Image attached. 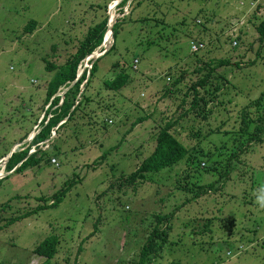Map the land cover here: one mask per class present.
<instances>
[{
	"label": "rangeland",
	"instance_id": "rangeland-1",
	"mask_svg": "<svg viewBox=\"0 0 264 264\" xmlns=\"http://www.w3.org/2000/svg\"><path fill=\"white\" fill-rule=\"evenodd\" d=\"M141 1L119 15L113 0H0V207L7 205L0 225L50 204L78 176L60 204L0 230V264H44L32 251L50 235L57 249L48 264H136L154 216L171 212L161 225L169 227L166 241L149 264H264V207L257 199L264 197V135L259 144L238 148L241 112H256L250 104L262 93L264 111V45L255 31L264 0ZM125 15L114 49L96 62L85 90L89 101L55 140L39 144L48 150L37 166L7 173L2 161L40 129L43 87L55 69L89 27ZM30 21L36 24L27 32ZM112 42L105 36L103 48ZM193 44L203 47L194 53ZM89 59L78 73L90 69ZM209 61L229 65L210 80L221 87L216 98L212 87L197 89L210 110L202 119L189 111L193 93H185ZM49 66L52 72L45 71ZM122 72L127 86L108 91L104 82ZM168 120L190 153L210 155L197 157L205 164L200 168L217 172L193 171L181 161L147 182L128 184L124 179L152 152ZM225 168L229 175L217 183ZM213 182L216 191L193 197L191 183Z\"/></svg>",
	"mask_w": 264,
	"mask_h": 264
},
{
	"label": "trees",
	"instance_id": "trees-1",
	"mask_svg": "<svg viewBox=\"0 0 264 264\" xmlns=\"http://www.w3.org/2000/svg\"><path fill=\"white\" fill-rule=\"evenodd\" d=\"M141 4V0H121L116 8L118 10V14L122 15L123 9L125 7L127 8L128 13L133 11L135 7L140 6ZM126 17L127 16L125 15L117 19L112 25L111 28L113 42L106 54L114 49L115 40L119 32L122 30L121 26L125 24ZM35 24L36 23L34 21H30L25 25L23 30L30 32L32 31V29H34ZM106 27V17L98 24L89 27L75 53L69 56V58L62 66L55 69V73L52 75L45 89L43 107L45 105L47 106L44 112V118L40 122V129L29 144L22 146L20 150L19 148H17L9 156L4 167V170L7 173L13 170V173H21L27 169L37 166L42 161L44 154L48 150L47 148L46 150L41 151L39 144L42 142H46L48 138L55 137L53 139L55 140L60 131H63L67 124L75 118L77 111H79L78 109L89 101V98L85 96V90L90 83L91 77L96 71V62L99 58L90 66V69L88 71L84 70L77 80L76 77L82 62L93 52H95V50L103 42V39L107 34ZM255 31L257 34V42H259L260 46H263L264 19L261 20L260 23H258ZM87 62L88 65H90V60H88ZM224 65L229 64L225 61H209L207 63H204L201 69L197 70L205 71V74L194 83H192L185 93V95H188L190 92L193 93L189 111H193V114L195 116L205 119L210 112V110H208V107L206 106L207 101L202 96H198L197 89L201 87L204 88L206 86L212 87L211 97L216 98L221 90V87L219 86V84L213 85L210 80H218L216 75H214L215 71ZM53 70V66L45 68L46 72H52ZM180 78L172 83L173 87L178 83ZM73 82L74 84L72 85V87L69 88L62 96H57L59 92H63ZM128 82V75L122 72L117 74L109 81L104 82V87L108 91L116 92L126 87ZM81 90L82 92L80 93ZM262 96L263 93L252 104H250L256 112H241V127L240 134L238 135V138H240V142L238 148H243L245 144L252 145L259 144L261 142V137L264 135V111L259 112V107L262 103ZM246 109L247 108H244V111H246ZM47 117L49 118L47 119ZM142 120L140 119L138 121L140 122ZM173 123L175 122L168 120L163 126H160L154 139V147L152 152L139 163L136 170H134L131 174H129V176L124 179L128 184L147 182L149 180L150 174H156L165 169L171 170L181 161H185L188 165H190V168L193 171H196V169H203L200 168V166H205V164L204 162H202V160H197V157L200 156L203 158H208L210 155L208 153H203L198 154V156L196 157V152L190 153V151L185 148L180 142H178V140L171 133ZM23 140H25V138ZM51 141L52 139L50 140V142ZM31 148L34 149V152L28 155ZM221 148H223L222 145ZM235 155L236 154L234 152L227 153L228 159L233 158V156ZM101 159L103 158L101 157L100 160ZM213 163H215V161H213ZM227 168L218 173V180H216L217 183H224L225 178L229 175V169ZM203 171L217 172L214 166H206ZM75 176L76 175H74L69 181L66 180L63 183V186L51 196L50 204L37 206V208L34 209L31 213L25 214L21 217L5 219L4 224L2 226L0 225V230L14 224L21 219L29 217L30 215L35 214L38 211H42L47 208H53L60 204L61 199L65 196V194L76 185V182L78 180H75ZM187 185L188 184L186 183V185L182 188L185 190L190 189L187 188ZM190 185L192 189L190 191L193 192V197L203 196L209 192L216 191L214 182L208 183L206 185H197L194 183H191ZM6 207L7 205L3 204L0 207V210L3 211ZM171 213L154 216V224L137 253V260L135 262L136 264H149L151 258L153 259L160 251L164 242L166 241L167 231H169L168 226H166L165 229H162L161 225L164 222L169 221V219L172 217ZM56 246L57 238L53 235H50L44 238L33 249L32 253L37 257L44 258V264H48V262L56 254Z\"/></svg>",
	"mask_w": 264,
	"mask_h": 264
},
{
	"label": "water",
	"instance_id": "water-1",
	"mask_svg": "<svg viewBox=\"0 0 264 264\" xmlns=\"http://www.w3.org/2000/svg\"><path fill=\"white\" fill-rule=\"evenodd\" d=\"M121 0H118V1H114V6H116L117 4H119V2H120ZM129 3V2H128ZM113 6V7H114ZM112 25H113V23L112 22H108L107 21V30L109 31V33H110V37H111V40H112ZM112 45V44H111ZM110 49V46H109V48H107V49H105V48H103V42L101 43V45L96 49V52H93L90 56H88L87 58H90L89 60H90V66L98 59V58H100L101 56H103V55H105L107 52H108V50ZM86 61H88V60H86ZM82 74V72L81 73H78L77 74V77H76V80L80 77V75ZM75 80V81H76ZM74 81V82H75ZM74 82L72 83V84H70V86L67 88V89H65L63 92H62V95L69 89V88H71L72 87V85L74 84ZM82 92V90L80 91V93ZM80 93H79V95H80ZM78 95V96H79ZM51 139H53V138H48V140L46 141V142H49ZM13 153V151H11L10 152V154L7 156V158L3 161V166L6 164V162H7V159L9 158V156L11 155ZM33 153V152H32ZM29 154H31V153H29ZM28 154V155H29ZM11 172H13V171H11Z\"/></svg>",
	"mask_w": 264,
	"mask_h": 264
},
{
	"label": "built area",
	"instance_id": "built-area-1",
	"mask_svg": "<svg viewBox=\"0 0 264 264\" xmlns=\"http://www.w3.org/2000/svg\"><path fill=\"white\" fill-rule=\"evenodd\" d=\"M233 45L235 46V43H233ZM202 45L201 44H198V45H192V47H191V51L192 52H198V51H200L201 49H202ZM136 64H137V60H135V61H133V64H132V69L134 68H136ZM52 164H55V160L54 159H51V161H50ZM227 256H228V254H227Z\"/></svg>",
	"mask_w": 264,
	"mask_h": 264
},
{
	"label": "clouds",
	"instance_id": "clouds-1",
	"mask_svg": "<svg viewBox=\"0 0 264 264\" xmlns=\"http://www.w3.org/2000/svg\"><path fill=\"white\" fill-rule=\"evenodd\" d=\"M40 149H41V148H40ZM9 154H10V153H9ZM9 154H8V155H9ZM8 155H7V156H8ZM6 158H7V157H6ZM4 160H5V159H4ZM4 160H3V161H4ZM3 161H2V163H3ZM3 167H5V165H4ZM262 191H264V190H262ZM257 199H258V203L260 204V206H261V207H264V197H258Z\"/></svg>",
	"mask_w": 264,
	"mask_h": 264
},
{
	"label": "crops",
	"instance_id": "crops-1",
	"mask_svg": "<svg viewBox=\"0 0 264 264\" xmlns=\"http://www.w3.org/2000/svg\"><path fill=\"white\" fill-rule=\"evenodd\" d=\"M47 84H45V86H46ZM43 87V94H44V97H45V89H46V87ZM57 96H62V92H59L58 94H57ZM47 105H45L44 107H43V103H42V105H41V110H44V108L46 107Z\"/></svg>",
	"mask_w": 264,
	"mask_h": 264
},
{
	"label": "bare ground",
	"instance_id": "bare-ground-1",
	"mask_svg": "<svg viewBox=\"0 0 264 264\" xmlns=\"http://www.w3.org/2000/svg\"><path fill=\"white\" fill-rule=\"evenodd\" d=\"M108 35L110 36V33H109V31L107 30V34H106V37H107ZM107 41H108V40H107ZM109 41H110V40H109Z\"/></svg>",
	"mask_w": 264,
	"mask_h": 264
}]
</instances>
